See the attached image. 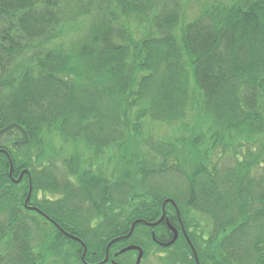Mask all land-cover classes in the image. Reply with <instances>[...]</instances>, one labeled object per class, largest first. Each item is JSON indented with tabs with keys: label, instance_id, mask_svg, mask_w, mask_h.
<instances>
[{
	"label": "trees",
	"instance_id": "16d2710c",
	"mask_svg": "<svg viewBox=\"0 0 264 264\" xmlns=\"http://www.w3.org/2000/svg\"><path fill=\"white\" fill-rule=\"evenodd\" d=\"M197 2L190 19L189 0H0V132L17 126L0 136V264H102L136 221L111 258L135 246L142 264L159 251L158 264H197L185 236L163 248L174 234L145 224L169 200L200 264H264V178L223 170L214 147L189 154L190 169L177 144L142 137L196 110L212 119L214 146L226 134L231 145L248 134V146L264 135V0ZM57 139L71 145L68 176L55 165ZM144 146L159 154L152 169ZM115 161L126 167L118 185ZM30 186L41 213L25 206ZM166 214L180 231L173 204ZM192 214L209 219L207 238L189 233Z\"/></svg>",
	"mask_w": 264,
	"mask_h": 264
},
{
	"label": "rangeland",
	"instance_id": "374dc122",
	"mask_svg": "<svg viewBox=\"0 0 264 264\" xmlns=\"http://www.w3.org/2000/svg\"><path fill=\"white\" fill-rule=\"evenodd\" d=\"M192 1V4H191ZM196 3H193V2ZM189 12H188V16L190 19L197 17V14L199 13V6H198V2L197 0H189V8H188ZM143 30V29H142ZM141 30V31H142ZM196 111H194L193 113H191L188 117L189 121H181L178 123H175L174 125H168V124H149V126L147 127L145 134L142 136L143 138H149L152 137L156 140H163L165 142L168 143H173V144H177V148L182 152V158L186 159L184 160L185 162H188L186 164V167L191 169V166L193 167V165L195 164V159H189V154H191V156L197 155L199 153L200 156L204 155L206 149L208 148H212L214 147L216 150L212 151V161L213 162H217V165H219L220 168H222L223 170H248L250 169V173L254 176H256L257 178H264V166L260 165L262 164L263 160H264V135L261 136L260 138H256L255 140H251L253 142V144H250L251 146H248V144H246V142H249V138H248V134H246V136L244 137H235L236 138V142L234 144L236 145H231V143H233V141H229V138L225 136H228L227 134L225 136H223V141H218L219 143L216 144L215 146L213 145V136H214V131L213 129H210V126L212 125V119H202V118H197L196 117ZM195 117L193 120L191 119V117ZM201 139H204V144L201 146H198ZM232 139V138H231ZM199 140V141H198ZM56 147L55 149L52 151L55 155V159L56 161V168L59 170V172L63 175V176H68L70 174L69 169L66 165V163L64 161L67 162L66 157H68L69 155H66L68 153V149L67 146H71V145H65V143H63L61 140L57 139L56 141ZM226 142H228L227 144H225ZM46 143H48V139L46 138L45 141L41 139V141L39 142V148H36L35 153L37 155H41L40 151L43 152L45 151V145ZM198 143V144H197ZM224 143V146H219L220 144ZM25 145V144H22ZM197 145V146H196ZM238 146H240V148H238ZM243 146V147H242ZM190 147H193V151L190 149ZM237 147V148H236ZM247 148V150L249 151L250 155L248 158V161H246L244 159V156H246V151L245 148ZM64 148V150L62 149ZM235 148L237 149V152H235ZM143 151L145 153H147L146 156V161L148 162V168L152 169L153 168V163H155L157 161L156 158L159 157V154L144 146ZM67 152V153H66ZM70 152V150H69ZM58 154H61V158H57L56 156ZM194 161V163H193ZM119 162V161H118ZM115 165L116 166H112L110 167V174H115L116 177L114 179H111L112 183L115 185H118V179H121L120 174L121 172L124 173V170L126 169V167H124V164L122 166H119V164L117 163V161H115ZM157 163V162H156ZM174 161L172 160V158H170L169 162L167 163L168 165H173ZM183 163V162H182ZM252 163V165H251ZM104 166V165H103ZM180 166V165H178ZM109 172V169L107 170ZM191 171V170H189ZM226 172V171H224ZM122 173V174H123ZM166 177L168 176H164V178L162 179H158V178H154L151 182V184L153 186H155L156 188L159 187L158 184H162L160 181L162 180H166V181H171L170 177L169 179H167ZM174 182H176L177 184H181L179 181V176H176V178H174L173 180ZM40 198H42V195L40 193L39 195ZM193 221L196 223L197 227L195 226L194 223L192 224H188L189 225V233L194 232V229L197 233V235H201V236H206L207 238V232L210 229V221L208 218H206V216H199V215H195L192 214L190 217H188V221ZM187 221V222H188ZM164 256L166 257V252H161L159 251V253L157 254L156 257H152L151 259H149L145 264H158V258Z\"/></svg>",
	"mask_w": 264,
	"mask_h": 264
},
{
	"label": "water",
	"instance_id": "95a60500",
	"mask_svg": "<svg viewBox=\"0 0 264 264\" xmlns=\"http://www.w3.org/2000/svg\"><path fill=\"white\" fill-rule=\"evenodd\" d=\"M13 127H17V126H16V125H12V126L7 127L6 129H4V130H2V131L0 132V136H1L2 134L6 133L7 131H9L10 129H12ZM18 128H19V127H18ZM19 129H21V128H19ZM28 142H29V139H26V141L22 142L21 144H27ZM2 152H5V151H2ZM5 153H6V152H5ZM26 174H29V172H28V171H24V172L22 173L21 177L19 178V180H17L16 182H17V183H20V182L22 181L23 177H24ZM11 176H12V170H11ZM0 181H1V178H0ZM31 185H32V183H31ZM32 190H33V188L30 186V193H29V197H28V199H27V201H26V203H25V206H26L27 208L31 209V210H34V211H36V212H38V213H41L40 210H38V209H36V208H31V207H29V205H28V204H29V201H30V198H31ZM168 203L173 204L174 207H175L176 210H177V213L180 214L179 211H178V208H177L176 205H175V203H174L173 201L169 200V201H166V202L164 203V205H163V215H162V217L160 218V220L157 221V222H155V223H147V222H145V224H146L147 226H149V227H157V226L161 225V224L165 221V219H166V206H167ZM180 221H181V223H182V219H181V218H180ZM140 222H141V221H140ZM138 223H139V221H138V222H135V223L132 225V228H131L130 233H129L126 237H122L120 240H125V239L130 238L131 235L133 234V232H134V230H135V228H136V226H137ZM167 224H168L169 228L173 231V233H174V237H173V239H172V241H171L170 243L165 244V245H162V246L165 247V248H169V247L173 246V245L177 242V240H178V238H179V232H178V230L175 229V228L170 224L169 221H167ZM182 227H183L184 235L186 236V238H187V240H188V242H189V245L191 246V248H192V250H193V252H194V255H195V258H196V263H197V264H200L199 259H198L197 252H196V250L194 249L193 245L191 244V242H190V240H189V238H188V236H187V233H186V230H185V227H184L183 223H182ZM67 236L70 237V238H72V239H74V240H76V241H79V242H80V240L77 239L76 237H73V236H70V235H67ZM154 238H155V236H154ZM118 241H119V239H116V240L112 241V242L108 245V248H107V256H106V259H105V261L103 262V264H107V263L109 262V250H110L111 246H112L114 243L118 242ZM130 251H137V252H139V256H138V258H137V262H136V264H141L142 261H143V258H144V251H143L140 247H133V246H132V247L125 248V249L122 250L118 255H122V254L128 253V252H130ZM86 254H87V248H85L84 254H83V256H82L83 261H85Z\"/></svg>",
	"mask_w": 264,
	"mask_h": 264
},
{
	"label": "flooded vegetation",
	"instance_id": "af4514ba",
	"mask_svg": "<svg viewBox=\"0 0 264 264\" xmlns=\"http://www.w3.org/2000/svg\"><path fill=\"white\" fill-rule=\"evenodd\" d=\"M177 212V211H176ZM178 214V213H177ZM177 217H178V221H179V223H178V225H180V231H179V229L177 228V227H175L174 225H172V223H171V221H170V218L167 216V214H166V219H165V221L161 224V225H163V224H165L166 225V227L170 230V232L172 233V234H174L173 233V231L169 228V226H168V224H167V221H169L170 222V224L175 228V229H177L178 230V232H179V238H178V240H177V242L179 241V239H180V236H181V234L184 236V232H183V227H182V223H183V225H185V223L183 222V220H182V223H181V221H180V218H181V216H180V214H178L177 215ZM182 219V218H181ZM160 225V226H161ZM185 229H186V225H185ZM174 237V236H173ZM154 238V237H153ZM186 238V237H185ZM189 238V237H188ZM154 240H156V239H154ZM186 240H187V238H186ZM172 241V240H171ZM170 241V242H171ZM157 242V241H156ZM170 242H168V243H170ZM176 242V243H177ZM187 242H188V240H187ZM191 242V241H190ZM158 243V245H160L161 247H163L162 245H165V244H168V243H160V242H157ZM175 243V244H176ZM189 243V242H188ZM174 244V245H175ZM173 245V246H174ZM126 247H128V246H126ZM126 247H124V248H126ZM172 247V246H171ZM123 248V249H124ZM163 248H165V247H163ZM170 248V247H169ZM121 251V250H120ZM119 251V252H120ZM119 252H117V253H115L113 256H112V258H111V256H110V258H109V262L108 263H110V264H119L117 261H116V259L120 256V255H118L119 254ZM138 257V256H137ZM200 262V261H199ZM135 263H136V261H135ZM143 263V262H142Z\"/></svg>",
	"mask_w": 264,
	"mask_h": 264
}]
</instances>
